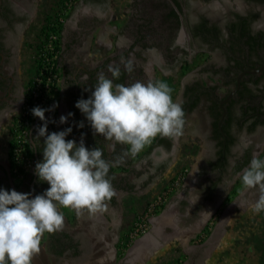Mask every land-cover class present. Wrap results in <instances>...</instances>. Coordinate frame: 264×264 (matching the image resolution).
Here are the masks:
<instances>
[{
    "label": "flooded vegetation",
    "instance_id": "flooded-vegetation-1",
    "mask_svg": "<svg viewBox=\"0 0 264 264\" xmlns=\"http://www.w3.org/2000/svg\"><path fill=\"white\" fill-rule=\"evenodd\" d=\"M145 1L147 0H135L133 3L134 7H137V13L144 14L141 19L142 22L138 21L136 23L137 29H139V24L141 23L147 22L149 27H152L156 21L160 24L159 18L160 20L162 19L161 15H158L159 17H154V14L150 19L147 18L145 10H152V5L148 4L147 7ZM156 1L158 0H154V2ZM210 1L211 0H179L181 8L177 10L172 0H165L169 8L165 7V9H161L160 12L170 11L174 8L178 14V21L175 26L176 32H174V34L172 33V35L168 32L170 38L173 36L172 42L169 37L167 38L169 40L166 41L165 34L161 36L159 34L160 39H151V41H153L151 43L154 45L150 46L148 55H145L142 51L136 50L137 53L134 59H136L135 62H138L139 67L136 69V72H131L132 74L137 73L139 78H141L143 74L146 75V77L142 76V79H139L142 82L146 80L145 83H147L152 79V81H155L156 71L170 69L169 67L171 66L176 67L179 62L183 63L179 66L180 68L186 65L185 63H187L188 66L189 63L195 59V56L202 51L208 54L217 51V53H220L221 57H219V59L224 61L220 69L221 73H224L222 70L223 67L230 66L229 69L231 73H229L230 76L228 77L230 79V77L234 75L236 82L234 85L230 81L228 82L225 80V85L228 87L223 91V94L220 95L217 93L218 87H215L212 83L205 82L204 76L211 77V75H213V71H211L213 66L212 62L208 64V61H206L207 59H204L202 63L195 66V68H199L198 72L197 70L194 72L190 71L192 75H195L194 78L186 77L184 81V77H181L176 99L174 100L176 103L182 105L186 121L182 135L177 138L183 140L184 136L187 135L195 140L192 148L194 149V153L199 157L194 170V177L197 179L196 187L201 202H203L202 206H213L215 203L223 202L226 199L231 188L235 186L237 179L240 178L242 170L249 165L254 155V149L257 147H255L256 143L253 142V138H256L258 135L259 137L262 136L259 131L264 127V121L262 120L264 119V104H262L264 100L259 103L264 96V91H256L257 88L255 84H253L255 76H260V78L263 79L262 83L264 85V68L256 72H251L253 69L264 65V49L260 51L259 62H254L257 59L256 54H248L246 50H244V53L232 51L230 49V42H234L233 39L235 38V34L229 27L232 22L237 20L236 14H241L248 19L251 33L255 34L258 30H261L264 34V3L253 0H241L240 8H233L229 5L233 1L216 0V2L221 5V7L217 8L214 6L215 0L213 2ZM201 2L206 3L205 7H202ZM35 5L36 0H0V129L8 117H12L13 114H16L24 99V85L23 83L21 84L17 74V57L23 34L22 30L30 20ZM202 22L205 27L210 26L213 30L217 28L216 31L214 30L212 35L207 34L204 28L200 27V23ZM150 29L152 28H149V30ZM153 31L154 30H152V32ZM182 31L185 34L183 38L184 41L179 39V35ZM154 32L157 33L156 31ZM144 37L147 36L144 35ZM143 39L144 38H140L138 40L137 38L129 52H132L136 47H139V50H145L149 47L142 43L138 46L137 42ZM157 46L159 49H156ZM171 51L173 54H171ZM191 51H194V53L191 54ZM188 54H191L190 57H193L191 59L187 58ZM124 56L128 58L127 54ZM238 60L243 61L244 65L240 71L236 72L233 65ZM144 65L147 66L148 72L145 70L146 67ZM149 65L152 66V69ZM134 67L135 66L132 67V70H134ZM108 69L109 68H106V70ZM150 69L152 73H150ZM242 71H245V73L239 78V86L236 88L237 77ZM148 73H150V75ZM199 74L202 76L198 77ZM108 78H111L109 72ZM242 78L248 79L247 84L249 88H253L254 92L258 93L253 100V104L252 102L244 104V99L237 100V92L242 90V88L240 89ZM250 79H252L251 82ZM128 81L126 77L125 83L127 85ZM247 106L255 107V111L251 112V110H247ZM195 114L198 119V125H200V123L205 125L202 129L200 126H198L199 128L193 125L189 126V121ZM256 120L259 121H257L254 126H251ZM161 138H164L165 146H167L168 149L167 153H171L175 143V137ZM192 148L189 151H191ZM171 158L172 157L166 159L161 164L164 167L167 166ZM248 158H250V160L246 163ZM154 164L156 163L154 162ZM153 166V164H150V168ZM154 167H156L158 171L163 170V168L158 167V165ZM190 168L191 165H188L187 168L185 167L183 169V172H179V175H177L181 180L179 187L184 185V180ZM4 175L6 176L5 171L3 167L0 166V179ZM111 179L115 195L110 201L106 202L116 207L119 202V192L123 191L125 187L131 188L130 186L133 184L130 178L127 177V180H129L126 181V178L124 180L122 175H112ZM173 180L174 178L170 183H172ZM20 186L21 185H18V187ZM177 189L178 192H182V197L187 194L186 189ZM173 192L171 188L169 197ZM241 194L242 196H238L237 201L249 202L251 198L259 197L260 192L258 189L244 188ZM237 195H239V193L234 194V199ZM188 204V202L184 204L182 208L183 211H192V207ZM80 212L88 216L93 214L87 209L81 210ZM245 222L247 223V227H251L250 222L248 223L247 220ZM253 232L254 233L249 230L248 233L256 237H248L252 238L253 243L256 239L260 240L261 246L255 251L244 245V248L241 249V254L236 257V262H241L242 256L244 257V255L247 257L249 255H254L255 252H260V264H263L264 233ZM65 233L70 236L71 241L70 247H66L63 252L71 251L76 254L79 251L84 253L87 250V247L84 245L80 248V243H83L80 235L74 236L73 238L70 233Z\"/></svg>",
    "mask_w": 264,
    "mask_h": 264
},
{
    "label": "crops",
    "instance_id": "crops-1",
    "mask_svg": "<svg viewBox=\"0 0 264 264\" xmlns=\"http://www.w3.org/2000/svg\"><path fill=\"white\" fill-rule=\"evenodd\" d=\"M51 1L52 0L39 2L38 0L39 4L37 2L30 20L22 30L23 34L21 33L22 38L17 57V74L21 84L24 82L29 72L30 64L33 60L32 53L33 50L36 49L44 19L50 13ZM132 3L133 0H78L62 25L60 34L61 45L58 57L62 72L61 84L58 91L59 108L54 114L45 116L49 121H55L54 123L50 122L48 124V131L57 132L72 126L73 131L66 139H75L77 143H79L83 134L86 147L89 149L94 147L102 149L104 158L112 163L109 176L110 174L111 176H119L118 172H120L125 180L124 174L126 172L127 177H130V181L133 184L130 186L131 188L125 187L123 191L119 192V202L116 207L105 202L106 206L104 209L98 210L89 216L77 210L74 212L72 211L68 216L69 218L72 216L75 218L81 216L86 217L89 219L88 222L92 231L95 230L97 223L101 222V218L104 220V223L107 225L109 224L111 228H118V224L123 220L125 221L129 216V218H134L135 214L138 212L136 210L132 215V210L135 209V206H140L143 209L145 202L150 197L154 196L163 187L168 185V182L179 175V172H183L185 167L187 168L188 165H191L190 171L184 180V185L179 187V189H186L187 194L182 197V192H178V189L174 191L167 202L170 203L168 206L169 213L165 214V212H163V215H158L155 219L154 227L155 229H159V234H162L160 227L163 224H165V226H171L172 224L177 225L182 223L185 225L186 223V225H195L198 228L205 224L215 213L219 212L223 202H217L213 206H202L203 202H201L196 187L197 179L194 177V170L199 156L194 153V149L192 148L193 143H195L192 137L185 135L183 140H179L175 137L173 150L171 153H167L168 149L167 146H165L164 138L157 136L150 144L145 145L144 149L135 156L130 154L126 155L125 153L128 152L127 149H129L128 145L106 139L99 134H94L90 123L80 110L75 107L79 99H87L91 95L100 73L108 77V72L106 70L108 63L105 65V60L108 57H111V60L117 56L121 59L125 58L124 55H126L127 52L124 55L121 54L124 51L121 53L119 52L120 54L117 55L115 54L117 49L121 47L131 48L134 42H136V39H140V37H138L139 32L136 28V23L142 19L144 14L137 13V7L135 8ZM154 10V17L160 15L159 9ZM139 14L142 16H140V19L137 21ZM162 20L163 18L161 20L159 18L160 24H158V28L154 29V31H166L165 28L167 25L164 20ZM143 38L142 41L137 42L138 46H140V43L146 46L154 45L151 43L153 41L148 39V37ZM224 77L227 81L229 80L226 75H224ZM173 100L175 99L173 98ZM70 112L74 115L68 119L66 124H61L59 122L60 116L67 115ZM193 117H196V114ZM196 119H190L189 126L193 125L196 128L200 126L202 129L205 125L203 123L198 125V120ZM10 120L11 117H8L0 129V159L2 160L4 159L2 155H7L9 150L10 126L8 125ZM81 121L84 123L83 128L76 126ZM42 123L43 122L40 121L38 117L32 122L31 147H34L33 140L37 135V127ZM36 148H38V150L37 156L34 154L35 164L43 158V138H40V141H36ZM191 148L192 150L189 151ZM108 150H110V152ZM170 157L172 158L168 161L167 166L164 167L161 163ZM154 162L156 164H154ZM150 164L154 166L158 165V167L163 168V170L158 171L154 166L150 168ZM28 175V178L22 180L21 183L25 185L26 193L30 192L32 182L33 194L34 191L36 194H40L49 187L46 182L39 181L35 171ZM31 175L36 176V179L33 180L35 177L32 180L31 178L29 179ZM35 181L36 183L34 184ZM174 201L176 202L174 203ZM186 202L192 207L191 212L182 210ZM222 210L224 211L225 209L223 208ZM229 211H231V209H229ZM235 217L236 218H234L230 225L229 231L227 230V232H225L228 235L227 238H230V241L234 238L232 247L235 252L229 254L227 257L225 255L222 257L219 255L220 253L217 254L214 252L213 255L210 254L208 256L211 261L209 259H206V261L213 263V259L214 262H216V260L221 262V260L223 261L224 259L227 263L230 261L234 262L237 261V255L241 254L237 252L236 249L241 251L244 245H246L247 248L257 251L261 246L260 240L258 239L253 243L252 238L256 236L245 231L247 229L245 217L240 218L239 216L240 220L238 216ZM236 224L239 226V231L235 226ZM250 229L252 228L250 227ZM233 231H237L238 233H234ZM178 233L181 232L177 231L176 234ZM224 238L225 237H222L221 240L223 241ZM138 249L139 248H137V250ZM218 252H220V249ZM220 257H222V259H220Z\"/></svg>",
    "mask_w": 264,
    "mask_h": 264
},
{
    "label": "clouds",
    "instance_id": "clouds-1",
    "mask_svg": "<svg viewBox=\"0 0 264 264\" xmlns=\"http://www.w3.org/2000/svg\"><path fill=\"white\" fill-rule=\"evenodd\" d=\"M132 62L125 69L132 71ZM111 77L100 73L91 95L79 99L75 107L85 116L94 134L130 146L125 154L135 156L157 137H179L185 126V112L172 99V88L163 80L136 81L125 85L114 83L120 67L109 66ZM55 107V106H53ZM52 109L36 106L34 117L43 123L37 127L33 143L43 138V158L35 164V174L49 187L42 193H21L0 188V264H32L41 250L43 235L60 230L64 224L63 208L90 213L102 210L115 195L109 176L112 163L102 149H89L82 134L79 143L66 139L73 131L49 132L45 113ZM73 113L61 115L66 124ZM84 127L83 121L76 125ZM246 189H258L259 198L250 205L254 214L264 212V158L253 155L240 174Z\"/></svg>",
    "mask_w": 264,
    "mask_h": 264
},
{
    "label": "rangeland",
    "instance_id": "rangeland-1",
    "mask_svg": "<svg viewBox=\"0 0 264 264\" xmlns=\"http://www.w3.org/2000/svg\"><path fill=\"white\" fill-rule=\"evenodd\" d=\"M45 1H49V0H39V2H45ZM55 1L56 0H52L50 2V4L52 5L50 7L49 12L52 11ZM134 1L135 0H133V3ZM213 1L214 0H211L210 2H213ZM228 1H233L232 3L229 4L230 7L240 8L241 0H228ZM37 2L38 0H36V5H37ZM201 3H202L201 4L202 7H205L206 3L204 2H201ZM214 6L217 8L221 7V5L216 2V0H215ZM145 11H146L145 14H147L148 19L153 17V14L155 13V10H154V13H153V10L147 9ZM140 16L142 15L139 14V16L137 17V21L138 19H140ZM139 22H142V20H140ZM158 24L159 23H157L156 21L152 25V28L157 29ZM143 33L149 39H160L159 34L160 36L165 34L166 41L169 40L167 39L168 38L167 32L159 31L155 33L154 31L153 32L143 31ZM184 36L185 34L182 31L179 35V39L181 41H184L183 39ZM149 48L150 46L147 47L145 50H139V47H136L134 48L132 52H129L131 48L121 47L117 49V52L115 54L118 55L121 52L126 51L128 58L121 59V58H118V56L114 57L109 61L107 68H109L110 65L113 67L115 65H120V64L125 66V63L130 60L132 62V65L135 66L134 70L132 71L136 72L137 71L136 69L139 67L138 62H135L136 59H134V56H136V53H137L136 50L142 51L145 55H148ZM156 49H159V47L157 46ZM217 52H212L208 54L202 51L201 53H198L195 56V59L191 63H189L188 66H187V63H185L186 65L180 68L179 66L183 63L179 62V64L176 67L171 66L169 67L170 69H166L162 71L158 70L156 71V74H155L156 78H154V80L155 81L163 80L167 82L169 86L172 88V99L173 98L176 99L175 94L179 88L181 77H184L183 78L184 81L186 77L194 78L195 75H192L191 72H194L196 70L197 72L199 71V68L197 69L195 68V66L202 63L204 59H207L206 61H208V64L212 62L213 67L211 71H213V75H211V77L204 76L205 82L212 83L213 85H215V87H218L217 93L221 95L223 94V91H225L226 87L228 86L225 85L226 78L224 77V73H221V70H220L224 61L219 59L221 55L220 53H217ZM193 53L194 51H191V54ZM171 54H173V52ZM191 54L190 55L188 54L187 58L191 59L193 57V56L190 57ZM32 55H33V60L30 64V69L27 74V77L24 79V82H23L24 93H25V89H26V85L28 81L34 75L35 50H33ZM204 65H207V64H204ZM145 67H146L145 70H147L148 72L149 70L147 66ZM149 67L152 69L151 65H149ZM150 73H152V71ZM150 73L148 74L150 75ZM132 75L135 76V78L128 81V85L136 81H140L139 79H142V76L146 77V75L144 74L141 76V78H139L137 73L136 74L133 73ZM200 76L202 75L199 74L198 77ZM143 82H146V80ZM15 115L14 114L12 115L8 126L12 124V121ZM191 119H196V117H193ZM259 133H261L262 135L260 136L261 138L259 137V135L256 136V138L255 137L253 138L255 140V141L253 140V142L256 143L255 147H257L254 149L253 154L258 155L261 158H264V127L259 131ZM108 151L110 152V150ZM2 157H4L3 161L7 162L8 164V155H2ZM118 173L119 175H121L120 172ZM124 175H125L126 181H128L129 179L127 180L126 172ZM13 181L16 185H21L20 187H18L19 192L21 191V193H26V188L24 184L19 183L20 181L18 180L13 179ZM168 183L170 184V182ZM169 184L163 187L154 196L150 197L145 202L143 209L140 206L139 207L135 206V209L132 210V215H133V212H135L136 210L138 212L135 214L134 218H129L130 217L129 216L125 221L123 220L121 223L118 224L119 226L118 228L116 227L111 228V226L109 224L108 225L105 224L104 220L101 218V222L97 223L95 230L92 231L90 224L88 222L89 219H87L86 217H82V216L78 218H75L74 216H72L71 218H69L68 215L72 211L74 212L75 210L72 208L62 207L61 212L64 215V224L62 228L53 233L46 232L43 235L42 240H41V243H43L47 252L50 255L52 264H208V263L209 264H218V263L225 264L227 262L224 259L223 261L221 260V262L220 261L218 262L217 260L216 262H214V259H213V263H212L210 262L211 260L209 259L208 256L210 254L213 255V253L215 252L217 254L220 253L219 255H221L222 257L224 255L227 257L229 254L235 252L232 247L233 246L232 242L234 238L232 239V241H230V238L229 237L227 238L228 236L227 233H225L227 232V230L229 231L232 221L234 220V218H236L235 216H238V218L239 216L240 218L245 217L246 218L245 221L247 220L248 223L250 222L252 229H250V227L248 226L245 231L249 232V230H251L252 233H254L253 231L255 232L258 231L261 234L264 233V212H261L260 214H254L250 210V205L254 203L259 197L257 198L253 197L250 199L249 202L237 201L238 196L241 197L242 196L241 192L244 190V187L242 186L241 180L239 178L237 179V183L235 184V186L231 188V191L228 193L226 199L223 201L221 208L219 209V212L215 213L201 227L197 228V226L195 225H186V223L185 225L181 223L177 225L172 224L171 226H168V225L165 226V224H163L160 227L162 234H159L160 232L159 229H155L154 227L155 219L158 215L162 214L163 212H165V214L169 213L168 206L170 203H167L169 199V196H168L169 194L166 193L165 196H168V199L165 201V205L162 206L161 209L158 210L156 214L154 215L153 222H152L153 227L151 225V228H149V230H147L143 234H140L136 238V240L131 241L130 238L128 237V234L133 230L134 223L137 220V217L144 215L150 201H155L157 196H160L162 195L164 191H167V187L169 186ZM177 188H179V186L173 189V191H176ZM236 193H239V195L236 196L235 198L236 200H235L234 194ZM175 202L176 201H174V203ZM223 208L225 209L224 211L222 210ZM229 209H231V211H229ZM114 226H117V225H114ZM235 226L237 227L239 231V226L237 224ZM177 231L181 233L176 234ZM63 232L70 233L73 236V238L74 236L80 235L82 242H83V243H80V248H82L84 245L87 247V250L84 253L79 251L76 254H74L71 251H64L61 254H56L55 250H53V247L51 246L53 242L52 240L54 239L53 238L54 236H59ZM234 233H238V232L235 231ZM222 237H225L223 241L221 240ZM137 248H139L138 249L139 251L137 250ZM219 249H220V252H218ZM236 251L241 252L239 249H236ZM222 257H220V259H222ZM206 259H209L210 261H206ZM260 262H261L260 252H257L254 255H249L247 257L245 255L244 257L242 256L241 262H236V261L231 262L230 261L227 264H237V263L239 264H260Z\"/></svg>",
    "mask_w": 264,
    "mask_h": 264
},
{
    "label": "built area",
    "instance_id": "built-area-1",
    "mask_svg": "<svg viewBox=\"0 0 264 264\" xmlns=\"http://www.w3.org/2000/svg\"><path fill=\"white\" fill-rule=\"evenodd\" d=\"M77 1L56 0L52 11L49 13L48 24L51 27L63 25ZM56 40L60 42V35L52 30L45 37L39 36L35 49L34 75L26 85L24 99L9 128V139L12 141V147L8 166L14 175V180L22 181L25 175L33 173L35 168V159L29 154V146L32 143L30 111L36 106L52 109L45 113V116H50L59 108L57 93L61 76L53 72L52 64L48 63V53L52 52ZM180 181L179 177H175L167 187V191L157 196L155 201H150L146 212L137 217L133 230L128 234L131 241L136 240L140 234L151 228L154 215L165 205V201L168 199L169 195L165 196L166 193L170 194L171 188L173 190L179 186Z\"/></svg>",
    "mask_w": 264,
    "mask_h": 264
},
{
    "label": "trees",
    "instance_id": "trees-1",
    "mask_svg": "<svg viewBox=\"0 0 264 264\" xmlns=\"http://www.w3.org/2000/svg\"><path fill=\"white\" fill-rule=\"evenodd\" d=\"M147 1H148V3H147ZM147 1H145L146 6L148 7V4H151L152 5V7H151L152 10H154V9L161 10V9H165V7L169 8L167 3H165V0H158L156 2H154V0H147ZM253 1L264 3V0H253ZM172 2L174 3V5H175L177 10H179L181 8L179 0H172ZM170 8H172V7H170ZM159 14L162 16L165 24L167 25V27L165 28V30H166L165 32H167V33L169 32L171 35H172V33L174 34V32H176L175 31L176 30L175 26H176V23L178 21V14L175 11V9L172 8L170 11H166V12L162 11V13L160 12ZM49 17H50L49 14L45 17L44 24L41 27L39 36H44L45 37V36L48 35L49 31H51V30L54 31L55 33H58L59 35L61 34L62 24H59V25L51 27L48 24ZM236 18H237V20L232 22L229 25V27L234 31V34H235V36H234L235 38L233 39L234 42H230V46H231L230 49L232 51H234V52H237V53H244V50H246L248 52V54H256L257 59L254 62H256V61L259 62V60H260V51L262 49H264V34H263V31L258 30L255 34H253V33H251V30L249 28V25H248L249 22H248V19L246 18V16L241 15V14H236ZM146 21H148V20H146ZM200 27L204 28V31L207 34H210V35H212L214 33V30L216 31V29H217V28H215L213 30V28L210 27V26L209 27H205L203 22L200 23ZM149 28H152V27H149V24L147 22L139 24V29H138L139 37L140 38L144 37L145 34L143 33V31H152V30H154L153 28L149 30ZM172 38H173V36L170 38V41L172 40ZM60 45H61V42H59V40L58 41L56 40L55 43H54V48H53L52 52L48 53V63L52 64V71L53 72H55L58 75L62 76V72H61V69H60V66H59V60H58L59 53H60L59 52L60 51ZM121 54H123V55L126 54V51H124ZM110 58L111 57H108L105 60V62H104L105 65H107V63L109 62ZM231 60H232V58H231ZM258 62H257V64H258ZM243 65H244V62L238 60L233 65V68L237 72V71H240L242 69ZM117 66L120 67V69H121V75H120L119 79L114 81V83L127 85L125 83V78L126 77L128 78L129 81L132 80L133 78H135V76H133L132 73H131L132 71H130V72L127 71L124 68V66H122V65H115L114 67H117ZM229 67L230 66L223 67V69H222L224 74H226L227 77L230 76L229 73H231L230 72L231 70L229 69ZM109 73L111 75V72H109ZM251 80L252 79H250V82H251ZM229 81L232 84L235 85V82H236L235 76L234 75L231 76L230 79L228 80V82ZM247 81H248V79H244V78L241 79L240 89L242 88V90L239 89L240 91L237 92V95H238L237 96L238 97L237 100L244 99L243 100L244 104H249L251 102L253 104L254 103L253 100L258 95V93H255L253 88H249V86L247 84ZM262 81H263V79H261L260 76H255V78L253 80V84H255V87L257 88L256 91H264V85H263ZM58 87H60V83H59ZM262 100H264V96L259 101V103H261ZM263 102H262V104H264ZM246 109L247 110H251V112L255 111V107H251V106H247ZM29 115H30V120L32 122L37 118V117L33 116L32 111H30ZM262 120L264 121V119H262ZM257 121H259V120L254 121V123H252L251 126H254ZM11 147H12V141L9 140V150H8V153H7L9 161H10V156H11ZM37 150H38V148H35V146L34 147H31V145L29 146V154L31 156L34 157V154H36V156H37ZM249 160H250V158H248L246 160V163ZM9 163L11 164V162H9ZM11 175H12V177H14L12 172H11ZM28 176L29 175H25L24 179L28 178ZM34 177L36 179V176L31 175L29 177V179L31 178V180H32ZM19 183H22V181H20ZM35 183H36V181L34 182V184ZM16 187L18 188V185H16ZM0 188H5V189H8V190H11L5 175L0 179ZM34 195H36L35 191H34ZM53 238L54 239L52 240L53 242H52L51 246L53 247V250H55L56 254H61L63 252V250L66 249V247H70L71 239H70V236L67 233L63 232L59 236H54Z\"/></svg>",
    "mask_w": 264,
    "mask_h": 264
},
{
    "label": "water",
    "instance_id": "water-1",
    "mask_svg": "<svg viewBox=\"0 0 264 264\" xmlns=\"http://www.w3.org/2000/svg\"><path fill=\"white\" fill-rule=\"evenodd\" d=\"M263 68H264V65H262L259 68L253 69L251 72H256V71H259V70H261ZM244 73H245V71H242L241 73H239V75L237 77L236 88H238V86H239V78ZM0 166H2L4 171H5V174H6V177H7V182L9 184V186H10V189L11 190L14 189V190L18 191V188L16 187V185H15V183L13 181V177L11 175V172H10L8 164L5 161H3L2 159H0ZM33 180H35V178ZM30 193H32V195L34 196V194H33V182L31 183V186H30ZM32 264H52L51 259H50V255L47 252V250H46L45 246L43 245V243H41L40 252L38 254H34V256L32 258Z\"/></svg>",
    "mask_w": 264,
    "mask_h": 264
},
{
    "label": "bare ground",
    "instance_id": "bare-ground-1",
    "mask_svg": "<svg viewBox=\"0 0 264 264\" xmlns=\"http://www.w3.org/2000/svg\"><path fill=\"white\" fill-rule=\"evenodd\" d=\"M163 215V214H162Z\"/></svg>",
    "mask_w": 264,
    "mask_h": 264
}]
</instances>
